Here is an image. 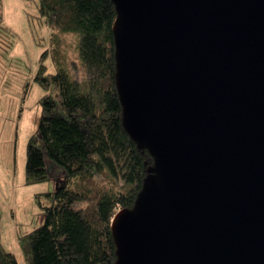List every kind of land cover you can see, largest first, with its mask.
Segmentation results:
<instances>
[{
  "label": "water",
  "instance_id": "water-1",
  "mask_svg": "<svg viewBox=\"0 0 264 264\" xmlns=\"http://www.w3.org/2000/svg\"><path fill=\"white\" fill-rule=\"evenodd\" d=\"M123 125L154 158L115 264H264V0H113Z\"/></svg>",
  "mask_w": 264,
  "mask_h": 264
},
{
  "label": "trees",
  "instance_id": "trees-1",
  "mask_svg": "<svg viewBox=\"0 0 264 264\" xmlns=\"http://www.w3.org/2000/svg\"><path fill=\"white\" fill-rule=\"evenodd\" d=\"M38 7L55 31L81 34L87 79L79 81L63 65L62 38L54 32L59 68L50 72L43 62L35 77L45 94L40 126L28 143L26 183L54 179L56 189L37 194L45 220L19 234V242L28 264H115V209L135 205L154 164L123 125L116 5L113 0H38ZM1 222L0 212V264H20L2 241Z\"/></svg>",
  "mask_w": 264,
  "mask_h": 264
},
{
  "label": "rangeland",
  "instance_id": "rangeland-1",
  "mask_svg": "<svg viewBox=\"0 0 264 264\" xmlns=\"http://www.w3.org/2000/svg\"><path fill=\"white\" fill-rule=\"evenodd\" d=\"M0 212L2 241L20 264H28L19 234L44 222L46 213L37 202L38 193L56 189L54 179L27 184L28 143L37 132L43 110L40 100L45 89L36 81L44 62L50 72L55 61L54 34L62 38L63 65L81 82L87 68L80 56L79 32L55 31L39 11L38 0H0ZM55 32V33H54ZM41 201L47 204V199ZM85 203L77 204L78 207ZM120 205L115 213L120 210Z\"/></svg>",
  "mask_w": 264,
  "mask_h": 264
}]
</instances>
